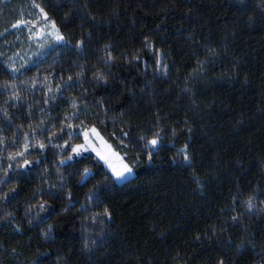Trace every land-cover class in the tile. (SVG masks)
Segmentation results:
<instances>
[{
  "label": "trees",
  "instance_id": "1",
  "mask_svg": "<svg viewBox=\"0 0 264 264\" xmlns=\"http://www.w3.org/2000/svg\"><path fill=\"white\" fill-rule=\"evenodd\" d=\"M41 8L64 40L14 74ZM0 181V264H264V0H0Z\"/></svg>",
  "mask_w": 264,
  "mask_h": 264
},
{
  "label": "snow or ice",
  "instance_id": "2",
  "mask_svg": "<svg viewBox=\"0 0 264 264\" xmlns=\"http://www.w3.org/2000/svg\"><path fill=\"white\" fill-rule=\"evenodd\" d=\"M38 7V5H37ZM41 13L44 16V19L47 20V14L44 12V10L41 8L40 9ZM15 26V25H14ZM52 29L55 35V40L56 41H63L64 37L60 34L59 30L56 29L55 27V23H52ZM53 33H49V35H52ZM83 44V42L81 41L80 44H77V47H81ZM109 59H111V55L109 54ZM13 72L16 71V69H12ZM103 77H97V79H102ZM69 80L72 79L71 76L68 77ZM4 87H8L7 84L4 85ZM14 87V86H13ZM5 116H7V112H5ZM78 118V117H76ZM68 127H72L71 124L68 125ZM81 134L83 135V139H84V143L82 144H78L75 147H73L71 149V152L75 153L77 156L81 154V152H87L89 149H91V151L95 152V154L100 158V160L104 161V163L111 169L112 171V175L113 177H115L116 180H122L126 177V175H129L132 173L133 168L129 166V164L124 163L121 160V166L119 169H117L116 167H114V165L111 162L110 159V155L108 153L111 154V156H117L116 152L111 151V145L107 144L106 141L104 140L103 136H101L100 132L95 128V127H87V126H82L81 128ZM69 137H71L73 135V133H68ZM126 135V134H125ZM100 142V146H98L96 144V141ZM148 144H151L153 147H156L158 144V135L156 138L151 139L150 141L147 142ZM106 148L108 150V152H105L104 150H102V147ZM41 149H43L44 145L41 144L40 145ZM27 151V145H25V152ZM181 153L183 154V159L185 162L190 163V158L186 152V148L181 150ZM17 157H22V161L21 160H17ZM72 157H68V159H71ZM152 156L151 153L148 154V159L151 160ZM9 161H16V166L19 167H27L29 164V160L27 159V157L24 156V152H18L15 155H9L8 156ZM64 161L61 160V164H63ZM8 168L11 169L12 168V164L10 163L8 165ZM7 174V173H5ZM89 175L88 172L84 173V176ZM105 179H107V177H105ZM0 182H6V181H0ZM7 198V194H2L0 195V200L6 199ZM253 200L254 197H249L246 201H244L245 206L247 207V209L249 211L252 210V208L254 207L253 204ZM41 207H43V205H41ZM104 216L107 217L108 219H111V214L110 212L105 209L104 210ZM233 221L237 220V217L233 216L232 217ZM95 222V221H93ZM89 243L88 240H85V246H87ZM91 243H96V241H91Z\"/></svg>",
  "mask_w": 264,
  "mask_h": 264
},
{
  "label": "rangeland",
  "instance_id": "3",
  "mask_svg": "<svg viewBox=\"0 0 264 264\" xmlns=\"http://www.w3.org/2000/svg\"><path fill=\"white\" fill-rule=\"evenodd\" d=\"M49 33L53 34L49 35ZM61 42L62 41L55 40L52 24L44 20V18L36 24H22L17 28V32L12 35V54L10 56L9 64L10 71L14 74L18 73L22 69H25L29 64H31L36 55H41L42 53H45L50 47L60 44ZM13 68L16 69L15 72L12 71ZM82 143H84V139ZM96 144L100 146V142L98 140L96 141ZM101 147L102 150L108 152L106 148H103V146ZM111 151H113L112 148ZM86 153H93L100 160V158L95 154V152L91 151V149H89L87 152L82 151L81 154L78 156H81ZM73 154L77 156L75 153ZM108 154L110 155V159L114 167L119 169L121 166V160L123 161V159L118 154L117 156H111L110 153ZM100 161L112 175L111 169L104 163V161ZM131 177L132 173L126 175V177L122 180H116L115 177L113 178L118 183H122Z\"/></svg>",
  "mask_w": 264,
  "mask_h": 264
}]
</instances>
